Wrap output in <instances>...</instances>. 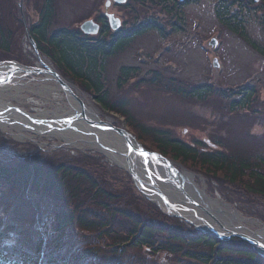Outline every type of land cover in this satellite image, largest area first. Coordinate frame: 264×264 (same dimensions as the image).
Here are the masks:
<instances>
[{
  "label": "rangeland",
  "instance_id": "1",
  "mask_svg": "<svg viewBox=\"0 0 264 264\" xmlns=\"http://www.w3.org/2000/svg\"><path fill=\"white\" fill-rule=\"evenodd\" d=\"M136 1L129 0L132 8L113 3L105 8L106 0H54L56 15L52 29L79 25L99 11L115 13L127 28L132 26L137 14L141 21L154 15L162 21L166 30H170L169 26L174 21L171 15L151 3L140 5ZM217 1L191 0L182 11L183 29L167 33L165 36L153 30L146 32L137 36L122 51L106 58L104 83L110 99L122 98L126 102L131 122L139 128L126 125L124 118L119 114L104 110L95 101L92 92L85 89L81 83L68 78L74 93L85 105L98 110L100 120L117 128L124 127L136 137L140 136L145 143L139 141L147 151L158 153L149 133L152 129H164L185 141H205L211 148L216 146H212L208 140L217 142L220 146L218 149L233 157L241 155L252 164L263 160L264 16L254 6L246 8L243 14L237 11L243 19L234 25L237 29L235 32L218 20L215 13ZM24 2L27 24L37 22V11L41 8L42 1ZM243 2L245 4L251 0ZM257 2V5H260L262 1ZM0 5L13 30L12 52L6 54L0 51V65L15 61L24 68H41L42 60L57 70L48 58L42 56L40 60L37 57L26 35L12 21L11 14L14 13L15 18H18V15L20 17L19 0H0ZM236 9L235 6L230 10ZM212 38L218 40V46L209 45ZM215 57L222 63L221 69L213 67L212 61ZM122 66L138 68L139 73L126 81L124 86H119L118 76ZM51 77L43 73L27 75L25 72L19 76H11L9 81L1 83L8 89L0 96V101L35 116L45 115L44 119L48 121L57 120L58 116L62 119L74 117L76 114L68 96L53 80L54 77ZM207 81L224 90H237L246 84L254 86L258 92V100L254 106H257L259 112L247 109L232 110L227 99L220 96L205 100L186 97L182 92L172 90L169 84L180 82L184 86H193ZM18 83L25 86L15 88ZM140 129L145 133L140 134ZM18 134L15 130L0 127L1 167L14 168L33 162L77 164L74 161L79 156L90 154L98 157L102 166L95 161L94 165L87 166L84 163L81 166L99 174H106V181L114 184L117 189L115 191L126 197H141V207L150 214V219L187 233L200 231L188 218L187 220L167 213L161 204L139 190L127 168L121 167L90 144H84L77 139L69 141L59 134H34L32 130H26L24 138H18ZM170 163L180 172L191 174L194 183L209 198L228 204L242 217L264 225V196L250 193L242 185L229 183L222 174L214 176L198 167L193 168L171 160ZM54 201L55 198L45 197L38 191L24 190L23 187L11 184L0 176V228L6 226L0 231V247L10 244L34 249V242L40 235L45 232L49 234L47 230L50 233L54 231L51 219V212L57 207ZM13 224L14 227H9ZM249 226L256 228L250 224ZM83 235L94 242L89 245L94 246L95 250H109L113 251V254L115 250L120 252L119 239L113 235L104 234L100 237L97 231L83 233L77 229L72 230L68 236L65 245L68 251L75 250L76 243ZM233 241L243 243L236 236H231L228 240ZM124 257L129 258L133 264H190V260L179 254L167 251L154 253L139 247H125Z\"/></svg>",
  "mask_w": 264,
  "mask_h": 264
},
{
  "label": "trees",
  "instance_id": "2",
  "mask_svg": "<svg viewBox=\"0 0 264 264\" xmlns=\"http://www.w3.org/2000/svg\"><path fill=\"white\" fill-rule=\"evenodd\" d=\"M41 1L38 21L29 24L31 36L41 54L48 57L67 79L79 82L85 89L92 91L94 98L103 107L121 114L129 125L139 128L131 122L126 102L122 99H110L103 80L104 60L122 51L137 36L148 31L156 30L164 34L166 26L154 15L141 21L137 14L131 27L124 25L120 30L113 32L108 18L100 14L96 17L100 24V31L96 36L83 33L79 27L64 26L51 29L56 15L54 0ZM188 1L136 2L140 5L151 3L164 13L175 16L172 27L181 29L182 11ZM237 2L242 0H219L217 7L220 21L235 32L237 29L234 25L239 22L236 14L231 16L230 9L237 5ZM247 3L249 7L255 5L256 1ZM130 5L129 2L126 7ZM258 7L264 13V0ZM11 19L25 34V25L19 15L15 18L13 13ZM12 46V24L6 19L0 5V51L9 54L12 52ZM136 70L123 66L120 70L119 86L130 79L132 72ZM169 84L172 90L182 92L186 97L205 100L220 96L231 101L232 110L241 108L259 112L257 106H254L258 92L252 85H246L236 92H227L212 85L184 86L180 82ZM151 131L149 134L152 136V142L163 156L183 165L198 167L214 176L222 174L229 183L242 185L248 192L264 196V159L252 164L241 155L233 157L218 149L217 142L214 143L216 147L211 148L205 141H185L169 130ZM139 132L145 133L142 129ZM137 138L145 143L140 136ZM94 161L100 164L98 157L84 154L74 161L77 164L33 162L14 168L0 166V176L9 183L19 185L24 190L38 191L45 197L55 198L57 205L51 212L54 231L50 233L47 230L50 235L45 232L39 236L35 251L29 253L19 249H0V264H16L18 261H22V264H133L129 258L124 257L125 247L128 246L144 248L154 253L167 251L179 254L190 260V264H264V260L244 242L225 243L209 235L187 233L150 219V214L141 207V197H126L115 191L117 189L114 184L106 181V174H99L81 166L84 163L87 166L94 165ZM74 229L83 233L97 231L100 237L104 234L113 235L119 239L118 247H121V250H115L114 254L109 250H95L94 246L89 245L94 242L83 235L76 243L75 250L68 251L65 245Z\"/></svg>",
  "mask_w": 264,
  "mask_h": 264
},
{
  "label": "bare ground",
  "instance_id": "3",
  "mask_svg": "<svg viewBox=\"0 0 264 264\" xmlns=\"http://www.w3.org/2000/svg\"><path fill=\"white\" fill-rule=\"evenodd\" d=\"M22 71L19 66L5 64L0 66V79L4 78L7 72L10 76H19ZM23 86L25 85L18 83L15 88H23ZM7 89L5 84H0V96ZM66 95L76 114L72 121L60 120L61 116H58L57 121L54 122L45 121V115L41 114L42 117L29 115L0 101V126L17 131L18 138H24V132L32 130L34 134H59L69 141L77 139L84 144H90L108 155L121 167H131L137 174L139 184L153 200L163 205L159 196V193H162L175 206L176 213L188 218L202 229L215 231L225 236L232 233L247 234L258 242L256 249L264 255V225L242 217L228 204L209 198L197 187L191 174L180 172L171 164L155 159L139 149L129 154L128 141L124 136L107 127L101 128L87 124L83 119L81 104L73 98L71 92L66 91ZM85 106L84 114L87 118L100 122L98 110ZM68 121L72 128H65ZM131 143L136 146L133 140ZM249 224L256 228H252Z\"/></svg>",
  "mask_w": 264,
  "mask_h": 264
},
{
  "label": "water",
  "instance_id": "4",
  "mask_svg": "<svg viewBox=\"0 0 264 264\" xmlns=\"http://www.w3.org/2000/svg\"><path fill=\"white\" fill-rule=\"evenodd\" d=\"M115 1H117V2H119V3H122V2H124L125 0H115ZM109 17H110V21H111L112 27H113L114 29H116V28L118 27V25H119V21H118L117 19H115L113 15H109ZM82 28H83V30H84L85 32H88V33H90V32L95 33V32L97 31V26H93V23H92L91 21L85 23V24L82 26ZM31 41H32V39H31ZM32 42H33V41H32ZM213 43H215V41H213ZM33 44H34V43H33ZM34 45H35V44H34ZM30 71H32V72H43V70H41V69H33V70H30ZM48 72H49V74H51V75L56 79V81L61 85V87H62L64 90H69V91L72 93V91L70 90V88H69L67 82H66V81H65V80H64V79H63V78H62L57 72H55L54 70H52V69H50V68L48 69ZM72 95H73V96H74V97L80 102V104H81V106H82V109H83V118H84V119H85L90 125H94V126L97 125L98 127L100 126L101 128H102V127H103V128H105V127H109V128L115 130L118 134L124 136V137L127 139V141H128V146H129V154L132 153L133 151H135V150L137 149L136 147H138L141 151L147 153V154L150 155L151 157L161 158V159H163L164 161L168 162V159L164 158V157L161 156L160 154L155 153V152H148L147 150H145V149L142 147V145L136 141L135 137H134L132 134H130L129 132H127L124 128H115V127H113V126H111V125L105 126V124H104L103 122H95V121L89 120V119L87 118V116L84 114L85 105L83 104V102H82V101H81V100H80L75 94L72 93ZM131 138H133V139L136 141L137 146H134V145L131 143ZM129 171H130V173L132 174L133 178H134L136 181H138V180H137V174H136V172H134L133 169H132L131 167L129 168ZM138 182H139V181H138ZM138 184H139V183H138ZM138 186L140 187L141 185H138ZM159 196H160V198L162 199V202H163V204H164L165 207H166V212H167V213L172 214V215H176V216H180V217H182V218H184V219H187V218H185V217L179 215L178 213H176L175 206H174L173 204H171V203H170V202L164 197V195H163L162 193H159ZM187 220H188V219H187ZM189 222L193 224L192 221L189 220ZM207 233H209L211 236L216 237V238H219V239H222V238H223V236H222L221 234H219V233H217V232H215V231H207ZM232 235L240 236V237H242V238L248 240L249 242H251V243H252L253 245H255V246H257V244H258V242H257L256 240H254L252 237H250V236H248V235H246V234H243V233H232ZM226 237L228 238V236H226ZM262 247H263V246H262Z\"/></svg>",
  "mask_w": 264,
  "mask_h": 264
}]
</instances>
